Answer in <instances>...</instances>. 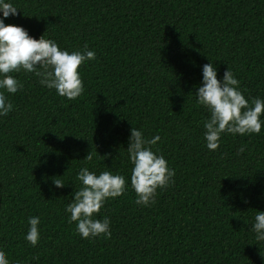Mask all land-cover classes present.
I'll list each match as a JSON object with an SVG mask.
<instances>
[{"label":"trees","instance_id":"16d2710c","mask_svg":"<svg viewBox=\"0 0 264 264\" xmlns=\"http://www.w3.org/2000/svg\"><path fill=\"white\" fill-rule=\"evenodd\" d=\"M11 2L17 15L6 24L69 52L87 45L96 59L78 69L84 90L72 100L13 73L22 88L5 94L13 111L0 117V251L9 264H264V241L249 230L264 211V126L222 134L210 151L195 96L211 62L218 79L232 71L249 101L264 99V0ZM132 127L160 136L151 147L175 173L150 207L136 205L130 187ZM84 166L126 180L95 214L110 218L107 238L81 239L67 219ZM30 216L40 218L35 247L24 239Z\"/></svg>","mask_w":264,"mask_h":264},{"label":"clouds","instance_id":"9594fccd","mask_svg":"<svg viewBox=\"0 0 264 264\" xmlns=\"http://www.w3.org/2000/svg\"><path fill=\"white\" fill-rule=\"evenodd\" d=\"M18 8L11 0H0V117L13 111V105L5 94H15L22 88L13 73H32L38 77V83L54 89L56 94L69 100L79 97L84 88L78 69L85 61L96 59L95 52L88 50L69 52L58 44L42 36L36 39L21 26L6 24L5 19L17 15ZM202 79L195 92L196 104L207 112L203 120V140L206 148L215 151L220 144L222 134L248 136L259 134L264 120V99H247L238 79L227 69L220 79L212 63H206L201 69ZM160 140L159 135L150 139L142 131L132 127L128 137L127 157L133 165L130 172V187L135 193V204L150 207L155 203L157 189L169 185L174 170L168 167L163 155L153 151ZM244 151V146L238 153ZM89 152L84 161H91ZM80 182L71 194L72 202L67 204L65 212L69 223L75 222V232L81 239H92L111 235L110 218H96L97 213L109 199H115L126 191V180L123 175L101 171L98 174L87 166L81 167L76 174ZM52 183L56 188L66 184L56 177ZM28 230L24 239L35 247L40 238V218L28 217ZM251 232L255 239L264 241V211H257ZM0 264H9L6 254L0 251Z\"/></svg>","mask_w":264,"mask_h":264}]
</instances>
